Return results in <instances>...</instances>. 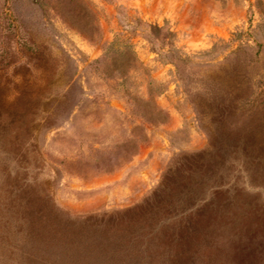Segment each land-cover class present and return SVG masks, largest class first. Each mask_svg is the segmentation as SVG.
Returning a JSON list of instances; mask_svg holds the SVG:
<instances>
[{
	"label": "rangeland",
	"instance_id": "obj_1",
	"mask_svg": "<svg viewBox=\"0 0 264 264\" xmlns=\"http://www.w3.org/2000/svg\"><path fill=\"white\" fill-rule=\"evenodd\" d=\"M0 264H264V0H0Z\"/></svg>",
	"mask_w": 264,
	"mask_h": 264
},
{
	"label": "trees",
	"instance_id": "obj_2",
	"mask_svg": "<svg viewBox=\"0 0 264 264\" xmlns=\"http://www.w3.org/2000/svg\"><path fill=\"white\" fill-rule=\"evenodd\" d=\"M238 73V72H237ZM236 73V76H238L239 77V74H237ZM236 90H239V88L238 89H236ZM242 90V89H241ZM250 90V89H249ZM240 91V90H239ZM243 91V90H242ZM243 92H241L240 91V93L239 94H237L236 95V93H235V98H237L238 100H237V102H239L242 98L243 99H246V93L244 94H242ZM250 93V92H249ZM237 105H238V103H236ZM235 103L232 105V106H225V108H224V106L223 105H219V108H220V110L222 111V115L224 114V113H230V115H234V114H232L233 112H232V108L234 109V108H237V107H235V106H237Z\"/></svg>",
	"mask_w": 264,
	"mask_h": 264
},
{
	"label": "crops",
	"instance_id": "obj_3",
	"mask_svg": "<svg viewBox=\"0 0 264 264\" xmlns=\"http://www.w3.org/2000/svg\"><path fill=\"white\" fill-rule=\"evenodd\" d=\"M170 3V2H169Z\"/></svg>",
	"mask_w": 264,
	"mask_h": 264
}]
</instances>
